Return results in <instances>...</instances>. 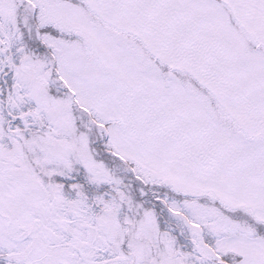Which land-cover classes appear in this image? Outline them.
Listing matches in <instances>:
<instances>
[{
	"label": "snow or ice",
	"instance_id": "snow-or-ice-1",
	"mask_svg": "<svg viewBox=\"0 0 264 264\" xmlns=\"http://www.w3.org/2000/svg\"><path fill=\"white\" fill-rule=\"evenodd\" d=\"M0 264H264V0H0Z\"/></svg>",
	"mask_w": 264,
	"mask_h": 264
}]
</instances>
